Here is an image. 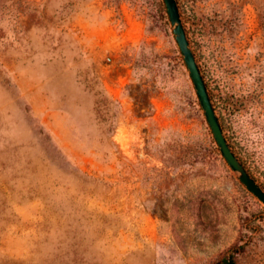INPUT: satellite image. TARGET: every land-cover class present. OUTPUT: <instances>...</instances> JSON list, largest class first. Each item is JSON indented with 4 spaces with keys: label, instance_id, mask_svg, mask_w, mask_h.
I'll return each mask as SVG.
<instances>
[{
    "label": "rangeland",
    "instance_id": "1",
    "mask_svg": "<svg viewBox=\"0 0 264 264\" xmlns=\"http://www.w3.org/2000/svg\"><path fill=\"white\" fill-rule=\"evenodd\" d=\"M224 133L264 187V0H178ZM264 264V203L215 140L165 0H0V264Z\"/></svg>",
    "mask_w": 264,
    "mask_h": 264
},
{
    "label": "water",
    "instance_id": "2",
    "mask_svg": "<svg viewBox=\"0 0 264 264\" xmlns=\"http://www.w3.org/2000/svg\"><path fill=\"white\" fill-rule=\"evenodd\" d=\"M165 3L173 25L176 40L190 71L200 103L220 151L232 169L239 174L240 180L245 184L247 189L264 203V187L248 172L224 133L221 120L216 112L212 97L197 61L196 54L188 38L179 2L178 0H165Z\"/></svg>",
    "mask_w": 264,
    "mask_h": 264
},
{
    "label": "trees",
    "instance_id": "3",
    "mask_svg": "<svg viewBox=\"0 0 264 264\" xmlns=\"http://www.w3.org/2000/svg\"><path fill=\"white\" fill-rule=\"evenodd\" d=\"M223 130H224V126L222 124ZM238 157L240 158V160L242 161V163L244 164V166L246 167V169L248 170V172L255 178V176L253 175V173L251 172V169L247 166L246 162L243 160V158L237 153L235 152ZM256 179V178H255ZM218 264H236L233 258H224L222 261H220Z\"/></svg>",
    "mask_w": 264,
    "mask_h": 264
}]
</instances>
